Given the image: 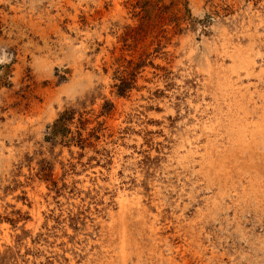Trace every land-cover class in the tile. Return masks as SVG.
Wrapping results in <instances>:
<instances>
[{
  "label": "rangeland",
  "instance_id": "1",
  "mask_svg": "<svg viewBox=\"0 0 264 264\" xmlns=\"http://www.w3.org/2000/svg\"><path fill=\"white\" fill-rule=\"evenodd\" d=\"M262 96L264 0H0V264H264Z\"/></svg>",
  "mask_w": 264,
  "mask_h": 264
},
{
  "label": "bare ground",
  "instance_id": "2",
  "mask_svg": "<svg viewBox=\"0 0 264 264\" xmlns=\"http://www.w3.org/2000/svg\"><path fill=\"white\" fill-rule=\"evenodd\" d=\"M239 47V46H238ZM235 51V50H234ZM231 53H232V51H231ZM250 53V52H249ZM248 53V54H249ZM239 54H240V52H239ZM244 56H247V55H245L244 54ZM232 57V56H231ZM239 57V56H238ZM243 58V57H242ZM251 58V57H250ZM249 58V59H250ZM240 59H241V57H240ZM249 59H248V62H250L249 61ZM244 60V59H243ZM253 60V59H252ZM239 61V60H238ZM238 63H240V62H238ZM247 64V63H246ZM249 64L250 63H248L247 65L249 66ZM246 65V66H247ZM256 65V64H255ZM244 66H245V64H244ZM245 66V67H246ZM255 67V66H254ZM250 68V67H249ZM246 69H248V68H246ZM254 69V68H253ZM252 71V70H251ZM250 71V72H251ZM252 74V73H251ZM248 75V74H247ZM250 76V75H249ZM229 78V77H228ZM238 78V77H237ZM228 80V79H227ZM236 80V79H235ZM239 80V79H238ZM225 81V80H224ZM230 83V82H229ZM237 83V82H236ZM238 85V84H237ZM236 85V86H237ZM227 86H229V85H227ZM234 86V85H233ZM235 86V87H236ZM239 86V85H238ZM237 86V87H238ZM231 88H232V86H231ZM223 89V88H222ZM224 89H226V86H225V88ZM230 89V88H229ZM235 89V88H234ZM237 89V88H236ZM240 89H241V87H240ZM227 90V89H226ZM228 91V90H227ZM241 91V90H240ZM225 92V91H224ZM227 94V93H226ZM240 95V94H239ZM243 96H244V94H243ZM252 97V96H251ZM263 97V99H264V96H262ZM241 101H243V100H241ZM234 103H236L237 104V102H234ZM240 103V102H239ZM244 104V103H243ZM247 104H249V103H247ZM255 104H256V102H255ZM231 105V104H230ZM238 105V104H237ZM242 105V104H241ZM246 105V104H245ZM252 106V105H251ZM256 107H257V105H255ZM233 107V106H232ZM239 107V106H238ZM240 108L242 109V107L240 106ZM237 109H239V108H237ZM248 109H250V108H247V110ZM235 111V110H234ZM238 111V110H237ZM244 111H245V109H244ZM246 112V111H245ZM238 113V112H237ZM244 113V112H243ZM253 113V112H252ZM236 114V113H235ZM248 114H249V112H248ZM248 114H246L245 116H244V120H242V121H239V122H237V124H236V126L235 127H238V128H240V129H242V130H239L238 131V136L240 137V136H242L243 135V132H244V137L246 138V140H247V138H249V136L247 135H245V133H247L248 132V130H250V132H261V133H263L264 134V116L262 115L261 117H260V119L257 121H254V119L253 120H251V119H249V115ZM254 114H255V112H254ZM250 115H251V113H250ZM241 116V115H240ZM250 117H252V116H250ZM224 118V117H223ZM239 120H241V119H239ZM223 122V121H222ZM227 123V122H226ZM233 125H235V124H233ZM215 126H216V124H215ZM221 126V125H220ZM211 127V126H210ZM233 127V126H232ZM214 128V127H213ZM234 128V127H233ZM217 129V128H216ZM211 132H212V130H210ZM228 132H230V131H228ZM231 133V132H230ZM222 134H225V133H223L222 132ZM252 134V133H251ZM218 136V135H217ZM238 136H236V138L234 139L235 140V142H238L239 144H240V146H245L244 145V139L241 137V138H238ZM252 136V135H251ZM228 137V136H227ZM253 138V137H252ZM217 139V138H216ZM250 139V138H249ZM224 141V140H223ZM231 143V142H230ZM232 145V144H231ZM263 145H264V143H263ZM197 146V145H196ZM215 146H217V145H215ZM236 146V145H235ZM234 146V147H235ZM260 147H261V145H260ZM217 148H219V147H217ZM228 149V148H227ZM264 150V149H263ZM238 154V153H237ZM227 156V155H226ZM239 156V155H238ZM212 160H214V159H212ZM259 160V159H258ZM254 163V162H253ZM235 166V165H234ZM240 170V169H239ZM252 171V170H251ZM257 178V177H256ZM250 180V179H249ZM258 180V179H257ZM259 182V181H258ZM257 182V183H258ZM261 182V181H260ZM253 183V182H252ZM262 184V183H261ZM264 186V185H263ZM260 187V186H259ZM261 190V189H260ZM259 190V191H260ZM264 190V189H263ZM256 193H257V191H256ZM258 196H260V195H258ZM261 197V196H260ZM132 198V197H131ZM141 198H139V200H140ZM138 200V199H137ZM131 201H133V200H131ZM118 202H119V205H120V209L121 210H126L127 209V203H128V196H127V194L125 193V192H119V195H118ZM131 203V202H130ZM143 204V203H142ZM139 205V204H138ZM131 208V207H130ZM130 212V211H129ZM139 216V215H138ZM126 222H128V221H126ZM145 223V222H144ZM157 228V227H156ZM152 230V229H151ZM153 232V231H152ZM155 234V233H154ZM151 238V237H150ZM124 245V244H123ZM125 252V251H124Z\"/></svg>",
  "mask_w": 264,
  "mask_h": 264
}]
</instances>
